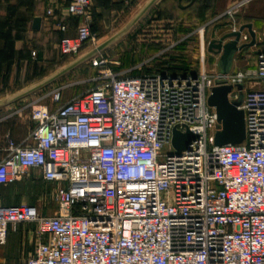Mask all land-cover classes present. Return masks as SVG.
Returning <instances> with one entry per match:
<instances>
[{"label":"built area","instance_id":"built-area-1","mask_svg":"<svg viewBox=\"0 0 264 264\" xmlns=\"http://www.w3.org/2000/svg\"><path fill=\"white\" fill-rule=\"evenodd\" d=\"M251 1L216 19L234 23ZM65 3L77 26L59 51L72 56L95 42L92 4ZM248 42L242 34L240 43ZM224 79L228 101L242 99L245 140L236 147L214 146L218 121L207 99L219 80L215 69L182 77L109 74L66 103L52 91L55 109L31 108L36 127L25 141L7 139L0 185L38 170L58 187L59 213L0 204V241L9 228L34 224L37 241L23 264H264V49L253 69ZM174 131L196 138L172 154Z\"/></svg>","mask_w":264,"mask_h":264},{"label":"crops","instance_id":"crops-1","mask_svg":"<svg viewBox=\"0 0 264 264\" xmlns=\"http://www.w3.org/2000/svg\"><path fill=\"white\" fill-rule=\"evenodd\" d=\"M238 1L158 0L156 4L157 10H160L162 14L199 11L206 21L204 24H207ZM255 1L259 0H253L249 4ZM65 4V0H0V101L11 98L50 76V64L55 59V50L60 40L63 37H73L77 26L76 19L65 16ZM91 4L93 13L91 32L93 33L94 26L100 27L105 19L117 16L127 7L129 11H134L139 0H91ZM248 5L237 14L234 23L223 19V22H216L212 28L223 26L228 33L233 27L239 29L242 26L251 25L256 35L253 48H257L261 44L259 38L261 7L247 9ZM48 8L55 9L56 16L53 22L64 24L67 27L66 32L63 33L59 29L52 31L45 18ZM36 18L40 19L38 30L33 29V21ZM209 33L211 35L212 30ZM243 34L248 35V43H250L249 34L247 32ZM214 35L209 38V41L221 36L216 37V33ZM32 52L36 53L35 57H31ZM217 61L215 57V66ZM254 67L255 59L251 69ZM231 72H235L234 69ZM47 87L48 85L0 106V162L5 156L7 139L21 144L36 127L35 122L30 119L32 107L43 105L49 109H55V105L49 99L50 92L38 95ZM57 188L54 183L44 182L38 170H28L21 179L0 185V204L2 206H34L42 215L54 216L59 213L54 202V192ZM29 226L31 249L33 241L35 244L37 241V238L33 239L36 226L34 224Z\"/></svg>","mask_w":264,"mask_h":264},{"label":"rangeland","instance_id":"rangeland-1","mask_svg":"<svg viewBox=\"0 0 264 264\" xmlns=\"http://www.w3.org/2000/svg\"><path fill=\"white\" fill-rule=\"evenodd\" d=\"M147 1L139 0V4L134 11H129L127 7L124 11L118 12L117 16L105 19L104 24L100 27L94 26L95 42L88 43L77 55L63 56L58 46L55 50V59L50 64V75L60 71L118 35ZM156 3L127 32L118 36L114 42L96 55L54 80L44 92L38 95L59 90L61 92V103H66L74 97L98 88L106 81V76L109 74L117 77L150 74L182 77L213 69L218 72V68L215 67V55L207 51V42L210 37L215 36L214 33L218 37L224 35L227 31L223 26L212 28L216 22H223V19L230 20L221 18L215 21L214 19L210 23L204 24L206 21L202 14H199V11L193 13L166 12L162 14L160 10H157ZM249 7L252 9L261 7L259 17L261 21V33L259 35L261 44L257 48L246 47L238 52L235 56L234 67L233 65L230 67V73L232 69L234 71L251 69L254 65L257 50L264 48V0L255 1L253 4H249L247 9ZM54 13H56L55 9ZM55 16L56 14L52 17L45 14L52 31L58 30V23L53 22ZM202 28L204 30L200 35L199 30ZM210 30H212L211 35ZM200 36L206 42L203 51L204 58L201 56L199 47ZM35 56L36 53L32 52L31 57ZM94 61L96 65H94ZM163 152L168 154V147H165ZM174 152L175 150L172 149L171 153ZM35 238L34 234L33 239ZM34 244L33 241L30 249L29 225L22 224L14 229L9 228L5 240L0 241V264H23L32 251Z\"/></svg>","mask_w":264,"mask_h":264},{"label":"water","instance_id":"water-1","mask_svg":"<svg viewBox=\"0 0 264 264\" xmlns=\"http://www.w3.org/2000/svg\"><path fill=\"white\" fill-rule=\"evenodd\" d=\"M158 0H148L143 8L135 15V17L116 35L110 40L106 41L93 51L86 53L73 63L64 67L60 71L50 75L43 81L31 86L30 88L18 93L17 95L0 101V106L9 104L27 94L42 89L51 84L54 80L61 77L68 71L72 70L79 64L88 60L98 52L102 51L108 45H110L118 36L127 32L132 26H134L139 19L157 2ZM40 25V19L36 18L33 21V29L38 30ZM247 32L250 36V43H240L241 35ZM256 35L252 31L251 25H245L240 27L237 31H230L221 35L218 39H213L207 43V51L210 54L218 56L216 67L218 68L217 75L219 80L216 81L215 87L210 91V95L207 99V105L215 110L218 125L216 127V133L214 135V146L220 147L225 145L240 146L245 140V127H244V115L238 107L241 104V96L237 101L229 102L228 94L231 91V87L225 85L224 77L230 73V67L234 63L235 55L246 47L255 46ZM238 90L242 89V86L237 87ZM196 137L186 132L181 134L178 131L173 132L172 147L176 152H181L187 149V145Z\"/></svg>","mask_w":264,"mask_h":264},{"label":"trees","instance_id":"trees-1","mask_svg":"<svg viewBox=\"0 0 264 264\" xmlns=\"http://www.w3.org/2000/svg\"><path fill=\"white\" fill-rule=\"evenodd\" d=\"M34 246H35V244H34ZM33 249H34V247H33ZM33 251V250H32ZM30 255V254H29Z\"/></svg>","mask_w":264,"mask_h":264}]
</instances>
